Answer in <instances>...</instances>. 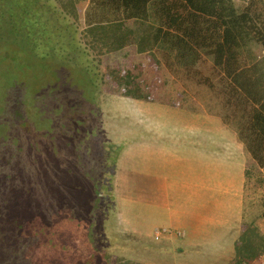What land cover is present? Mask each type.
I'll return each mask as SVG.
<instances>
[{
    "label": "rangeland",
    "instance_id": "374dc122",
    "mask_svg": "<svg viewBox=\"0 0 264 264\" xmlns=\"http://www.w3.org/2000/svg\"><path fill=\"white\" fill-rule=\"evenodd\" d=\"M89 1L56 2L83 31ZM233 1L239 8L249 2ZM16 53L13 48L0 46L1 57ZM83 60L94 61L89 71L84 67L69 71L72 82L67 78L60 92L70 96L76 87L75 93L79 96L68 102L69 117L59 120L56 116L52 133L48 126L40 128L47 123L40 122L38 128L34 121L37 100L30 101V96L25 104L28 116L25 129L39 141L41 155L35 154L40 156V167L37 172L30 168L24 170L23 183L0 203L11 212V215L9 211L5 214L9 233L15 235L11 227L20 223L22 228L18 233L27 238L28 246L15 240L11 244L23 246L25 257L37 264H104L103 254L96 251L98 246L117 245L128 250L136 247L138 253L152 249V244L158 241L146 237V244L139 247L137 237L121 231L111 232V229H117L115 216L149 214L146 155L151 138L148 125L155 122L157 132L167 130L170 134V129H177L178 133L188 135L187 140L182 137L181 148L199 150L202 147L203 159L208 164L211 161L208 158L219 152V163L228 164L225 165L228 169L232 162L243 165L245 214L251 218L245 222L240 244L242 250L251 248L257 254L255 260L246 264H262L264 166L253 160L239 140L233 110L224 105L222 97L191 81L188 67L178 65L165 48L150 51L131 45L112 52L92 50V56ZM7 64V61L3 63ZM209 68H201L202 73L211 76ZM5 89L0 81V110L2 101L7 99ZM177 121L184 124H175ZM59 126H65L68 132H59ZM156 143L161 147L163 140ZM80 157H83V166H89L91 176H86ZM198 158L201 159L199 154ZM20 193L22 200L17 197ZM103 216L105 220L100 219ZM102 229H107L106 236Z\"/></svg>",
    "mask_w": 264,
    "mask_h": 264
},
{
    "label": "trees",
    "instance_id": "16d2710c",
    "mask_svg": "<svg viewBox=\"0 0 264 264\" xmlns=\"http://www.w3.org/2000/svg\"><path fill=\"white\" fill-rule=\"evenodd\" d=\"M56 1L0 0V46L18 51L0 56V81L7 98L0 110V203L23 183L24 170L40 167L35 154L41 155L39 141L25 129L29 97L37 100L38 128L45 122L52 127L40 128L54 131L56 116L69 117L68 102L79 96L76 87L70 96L61 88L67 78L72 82L69 71L90 70L94 60L83 59L90 58L92 50L112 52L131 45L169 50L178 65L188 67L191 81L210 88L233 110L239 140L264 166V0H249L242 8L233 0H90L83 31ZM207 66L211 76L201 71ZM59 132L68 129L59 126ZM48 155L53 161L52 153ZM79 159L83 166V157ZM87 167L83 166L89 177ZM7 211L11 215L0 205V264H37L25 257L23 246L11 244L15 240L27 245V238L18 233L20 223L11 227V236ZM238 255L239 264L257 258L247 247Z\"/></svg>",
    "mask_w": 264,
    "mask_h": 264
},
{
    "label": "crops",
    "instance_id": "0c3cea01",
    "mask_svg": "<svg viewBox=\"0 0 264 264\" xmlns=\"http://www.w3.org/2000/svg\"><path fill=\"white\" fill-rule=\"evenodd\" d=\"M170 131L157 132L155 122L148 125V216H115L118 230L111 229L137 237L139 247L146 237L158 242L148 252L117 245L96 251L103 254L104 264H238L245 222L251 218L245 214L243 165L232 162L228 169L219 163V152L208 164L202 147L183 150L188 135ZM161 140L160 147L156 142ZM162 230L166 233L157 240L155 233ZM101 231L106 236L107 229Z\"/></svg>",
    "mask_w": 264,
    "mask_h": 264
},
{
    "label": "built area",
    "instance_id": "2783aa9c",
    "mask_svg": "<svg viewBox=\"0 0 264 264\" xmlns=\"http://www.w3.org/2000/svg\"><path fill=\"white\" fill-rule=\"evenodd\" d=\"M164 233H166V230L157 231V232L155 233V237H156V239H157V240L160 239L161 235L164 234Z\"/></svg>",
    "mask_w": 264,
    "mask_h": 264
}]
</instances>
